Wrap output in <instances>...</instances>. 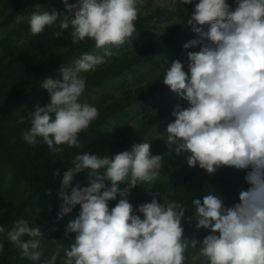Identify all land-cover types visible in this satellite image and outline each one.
<instances>
[{
  "label": "clouds",
  "instance_id": "1",
  "mask_svg": "<svg viewBox=\"0 0 264 264\" xmlns=\"http://www.w3.org/2000/svg\"><path fill=\"white\" fill-rule=\"evenodd\" d=\"M139 2L63 0L64 13L41 11L37 3L27 18L16 17L17 23L27 19L33 35L58 23L63 30L71 27L73 45L93 40L102 50L82 54L62 66L56 78L43 80L50 102L28 113L31 126L23 132L27 144L36 145L41 138L53 153L80 147L78 137L99 117L96 106L80 102L86 88L82 73L106 64L115 54L110 46L119 47L133 36ZM178 2L190 5L194 0ZM235 3L234 11L229 0L194 3L186 24L197 38L183 44L186 64L179 59L168 64L163 84L188 104H178L172 112L175 119L165 131L169 150L177 157L187 154L188 166L209 175L222 167L246 170L249 187L240 191L238 202L228 207L215 191L202 200L193 198L189 208L156 191L150 202L134 207L132 190L143 185L151 192L164 157L153 155L149 142L115 155L84 152L63 173L58 193V219L80 206L64 230L66 237L74 233V239L67 246L53 241L56 247L46 256L41 227L20 218L7 231L0 226V234L6 232L0 236V253L10 242L29 264H185L189 247H199L207 264H264V0ZM197 46L199 51H187ZM81 173L87 186H73ZM54 174L59 176V170ZM117 197L110 209L109 202ZM190 209L194 214L186 217ZM185 222L210 234L202 241L189 238Z\"/></svg>",
  "mask_w": 264,
  "mask_h": 264
},
{
  "label": "rangeland",
  "instance_id": "2",
  "mask_svg": "<svg viewBox=\"0 0 264 264\" xmlns=\"http://www.w3.org/2000/svg\"><path fill=\"white\" fill-rule=\"evenodd\" d=\"M195 2L198 0H194ZM37 3L42 6L41 11L65 12L63 0H0V70L2 65L15 59L19 60L26 70L49 69L57 77L62 66L71 65L80 58L79 51L87 48L91 49V54H102V50L96 48L93 40L73 45L71 27L67 33L60 35L63 29L57 23L46 27L41 34L33 35L27 19L23 23L16 22L17 16L27 18L34 11L33 5ZM69 3H76V0H69ZM194 3L185 5L180 4L178 0H140L135 24L142 25L143 33L136 34L133 39H126L119 47L110 46L115 54L108 58L106 64L99 66L94 72L82 73L86 86L91 85L93 81L102 82L101 85L90 87L88 95L82 97L80 102L96 106L99 111L97 119L104 118L105 126L104 133H99L93 121L89 129L78 137V148L65 146L64 152L53 153L43 144L41 138H38L36 145L27 144L23 140V132L31 126L27 120L28 113L34 111L37 105L48 104L50 95L41 86L44 79H39V83L29 89L26 87L27 81L9 82L7 89L0 93L1 158L13 157L16 154L35 158L36 162L46 164L57 182L61 183L63 173L71 166V161L77 154L91 152L101 156L115 155L130 151L133 145L149 142L152 154H160L164 160L161 175L154 182L151 192L146 191L145 187L142 189L145 202H150L156 191L169 193V199H177L189 208L193 198L202 200L204 195L215 191L224 199L226 206L228 191L233 193V198L228 202L229 207L238 202L240 191L249 187L244 179L246 170L222 167L215 174L209 175L198 166H188L187 154L177 157L165 142L166 127L175 119L172 116L175 106L179 104L186 108L188 104L176 93H159L155 81L165 75L168 64L173 60L179 59L186 64L187 56L181 58L166 52L148 60L146 67L132 65L130 71L111 77L113 72L123 71L124 64L144 55L172 30L175 31L174 39L178 40L182 47L184 43L197 38L191 27L186 24L194 10ZM229 4L234 11L237 6L235 0H229ZM204 28L207 30L208 25ZM58 34L60 38L54 39ZM199 50L200 47L197 46L187 51ZM22 91L24 100L21 97ZM124 114H127L126 117ZM123 115L124 117L119 119ZM21 117L26 119L23 124L18 122ZM83 137L90 141L88 146L81 144L80 139ZM22 168L24 172L21 173L17 164L0 161V226L7 231L15 221L13 216L17 217L16 220L27 219L29 214L32 218L36 216L34 226L41 227L44 235L42 248L47 256L56 247L53 241L63 242L67 246L74 239V233L66 237L64 230L69 220L79 214L80 206H76L73 212L62 220L58 219L57 214L62 203L59 195L42 196L32 170L24 166ZM57 170L60 172L59 176L54 174ZM76 184L87 186L84 173L74 178L73 186ZM118 200L119 197L116 201H110L109 205L114 207ZM129 200L134 207L140 205L133 190ZM19 213L20 216H17ZM193 214L194 210L190 209L186 212V217ZM184 226L185 236L189 238L195 237L202 241L210 234L209 230H195L194 222L192 225L185 222ZM0 236L6 237V232ZM12 249L15 247L6 242L4 251ZM185 255V264H207L205 258L199 255V247H190ZM26 264H29L28 260Z\"/></svg>",
  "mask_w": 264,
  "mask_h": 264
},
{
  "label": "trees",
  "instance_id": "3",
  "mask_svg": "<svg viewBox=\"0 0 264 264\" xmlns=\"http://www.w3.org/2000/svg\"><path fill=\"white\" fill-rule=\"evenodd\" d=\"M136 31L133 33L132 37H129L127 39H133L136 34L143 33V27L142 25L135 24ZM67 33V30H63L60 32V35H64ZM59 35V34H58ZM56 35L54 39H59L60 35ZM175 37V31L172 30L164 35V37L155 45L151 46L144 55L141 57L131 60L130 62L124 64L123 71H117L113 72L111 77L118 76L119 74L123 73L124 71H130L132 65H139L141 67H146L147 61L152 59L153 57H158L163 55L166 52H171L175 54L177 57L184 58L187 56L186 50L180 45L178 40L174 39ZM91 49H85L83 51H79L78 55H82L84 53H89ZM147 59V60H146ZM31 77H33L31 79ZM56 78V76L53 74V72L49 69H41V68H33L32 71L26 70L25 66L20 63L19 60H12L8 64H4L1 66L0 70V93L2 90L7 89L8 83H21L23 81H27L28 89L33 85L39 83V79H46V78ZM163 78L164 74L158 78L155 83L156 87L159 90V93H174L170 90L168 86L163 84ZM103 81V80H102ZM101 81H93L91 85L86 86L84 93L80 97V100L82 97H85L89 93L90 87L101 85ZM23 91L21 93L22 100H24ZM125 117L127 114H124ZM123 116H121L119 119H122ZM104 126H105V120L104 118H99L94 121V127H98L99 133H104ZM81 144L88 146L90 144V141L86 138L80 139ZM0 161H9L14 164H17L21 173L24 172V167L30 168L32 172L34 173L33 177L36 178L37 184H38V190L40 191L41 195L44 197H47V195H56L59 193V189L61 187V183L57 182V180L54 178L53 172H51L48 167H46V164L36 162L35 158H29L27 156H23L22 154H16L13 157H4L3 159L0 156ZM143 185L137 186L135 189H133L134 194L136 195V198L140 204L145 202V197L142 192ZM227 196V206L229 207L230 200L233 198V193L231 191H228L226 193ZM113 206L109 205V208L111 209ZM20 216V213L17 215ZM12 219L16 220L17 217L13 216ZM27 220L30 223V226H34L36 221V216L31 217V214L28 215ZM25 240L29 239V237H25ZM190 248V247H189ZM26 258H22L20 255V250L15 248L10 251H4L0 254V264H26Z\"/></svg>",
  "mask_w": 264,
  "mask_h": 264
}]
</instances>
